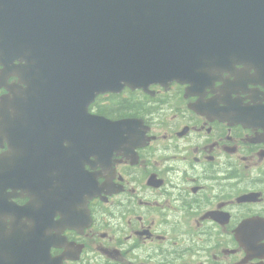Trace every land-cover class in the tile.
<instances>
[{
  "label": "flooded vegetation",
  "instance_id": "1",
  "mask_svg": "<svg viewBox=\"0 0 264 264\" xmlns=\"http://www.w3.org/2000/svg\"><path fill=\"white\" fill-rule=\"evenodd\" d=\"M252 73L237 65L205 88L125 87L65 123L6 106L0 238L39 227L41 264H264V79ZM23 81L9 75L0 101ZM60 175L69 188H56Z\"/></svg>",
  "mask_w": 264,
  "mask_h": 264
},
{
  "label": "water",
  "instance_id": "2",
  "mask_svg": "<svg viewBox=\"0 0 264 264\" xmlns=\"http://www.w3.org/2000/svg\"><path fill=\"white\" fill-rule=\"evenodd\" d=\"M235 63L255 69L253 82L264 79V0H0V84L11 74L26 84L7 85L13 98H1L0 119L6 106L64 123L86 119L99 93L172 80L205 87ZM250 110L255 119L260 110ZM91 121L88 138L97 124ZM123 124L104 120L105 129ZM2 131L0 121V138ZM60 177L56 188H69ZM22 243L10 248L20 261L7 264L33 262Z\"/></svg>",
  "mask_w": 264,
  "mask_h": 264
}]
</instances>
